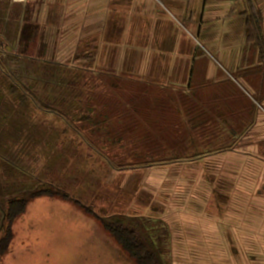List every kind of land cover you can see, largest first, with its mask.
I'll use <instances>...</instances> for the list:
<instances>
[{"label": "trees", "instance_id": "trees-1", "mask_svg": "<svg viewBox=\"0 0 264 264\" xmlns=\"http://www.w3.org/2000/svg\"><path fill=\"white\" fill-rule=\"evenodd\" d=\"M20 6L0 0V264L15 222L43 196L90 214L135 264H173L163 218L104 212L98 197L81 198L82 188L99 191L114 171L170 167L236 150L256 122V105L245 100L249 90L235 83L264 77L261 13L244 19V50L233 79L216 80L187 39L180 46L191 51L190 69L182 75L103 67L96 45H81L71 61L45 59ZM99 173L100 181L91 182L90 174Z\"/></svg>", "mask_w": 264, "mask_h": 264}, {"label": "rangeland", "instance_id": "rangeland-1", "mask_svg": "<svg viewBox=\"0 0 264 264\" xmlns=\"http://www.w3.org/2000/svg\"><path fill=\"white\" fill-rule=\"evenodd\" d=\"M73 1L75 0L20 2L22 5L20 7L23 8L21 21L28 22L31 29L37 30L40 36L37 47L40 46L45 59L67 62L71 61L78 51L77 46L83 39L77 44L79 40L74 39L75 35L71 32L72 21H69L70 16L67 13L73 8L69 6ZM163 11L169 21L176 23V28L185 31L186 38H189L196 47L193 49L196 60L202 57L208 60L206 69L209 70L207 73L210 78L215 74L219 75L214 76L216 80L226 75L233 79L231 75H235V71L232 66L240 62L241 53L239 59L233 52L222 55L218 49L205 45L204 40L197 36L189 25L186 28L185 19L177 18L171 9L163 8ZM168 59L171 60L172 66H182L180 64L188 62L187 57L172 56ZM160 61L166 62L165 59L158 58L148 60V68L156 67L161 64ZM244 79H238L239 85L235 83V86L241 89L240 85L246 87ZM226 90L227 88L222 92L226 94ZM249 92L251 95L246 92L245 100L249 105L250 103L256 105L255 119H259L261 124L256 127L254 125L241 138L240 146L236 150L199 161L173 164L170 167L114 171L106 180L101 178L105 181H102L103 187L99 191L95 186L82 188L81 198L85 201L86 198L98 197L97 206L108 213L123 211L135 215H148L155 219L163 218L173 235L170 245L175 242L179 232L191 230L193 219L198 220L191 217V211L204 210L198 205L204 207L208 197L212 195L215 197L216 192H218L216 200L219 202L243 207L246 205L251 215L257 206L262 205L261 212L264 215V121L260 120L262 115L264 117V100L260 98V93L253 94L250 90ZM99 174H90V181L95 182L97 179L100 181L102 174ZM60 200L62 203L58 201V204L53 205L47 204L50 202L48 199L37 203L33 200L28 214L21 219L17 235L20 237L19 245L26 255L32 252L39 254L38 264H135L129 260L99 221L73 203ZM149 225L153 226L154 223L150 221ZM189 251L192 250L178 249L174 246L173 259L183 261V255L186 256ZM249 251L254 253L252 250ZM250 258H254L253 254Z\"/></svg>", "mask_w": 264, "mask_h": 264}, {"label": "crops", "instance_id": "crops-1", "mask_svg": "<svg viewBox=\"0 0 264 264\" xmlns=\"http://www.w3.org/2000/svg\"><path fill=\"white\" fill-rule=\"evenodd\" d=\"M69 6L73 7L67 11L69 21L73 22L71 32L75 35L74 39L79 40L77 44L83 39L76 46L96 45L99 48L98 61L103 67L112 66L117 71L126 69L135 74L174 72L182 75L190 69L188 62L180 64L182 66H172L171 62L168 66L159 63L154 68H148V60L153 58L167 59L174 56L187 57L188 60L191 54L189 47L180 46L182 40H189L185 31L179 30L176 23L169 21L163 8L171 9L177 18L182 17L189 22L192 31L209 48L218 49L222 55L233 52L237 54V59L244 50L246 15L260 12L264 29V0H75ZM238 63L241 64V60ZM238 63L232 66L234 71L239 67ZM243 81L253 94L261 93V99L264 100V86H252L257 81L264 82L263 76H249ZM260 120L264 121L263 115ZM260 124L257 119L255 127ZM217 194L208 197L204 207L198 205L204 210L191 211V217L198 220L191 221L190 231L176 234L177 239L170 245L172 251L174 246L184 250L190 248L192 251L183 255V261L173 259V264H264L262 205L257 206L251 215L246 205L219 202L216 200ZM43 199L50 200L47 203L50 205L58 204V201L62 203L60 199L47 196L34 201L37 203ZM34 201L29 203L26 214L15 222L14 239L8 253L2 258V264L39 263V254L32 252L26 255L23 252L17 235L21 219L28 214ZM251 254L254 258H250Z\"/></svg>", "mask_w": 264, "mask_h": 264}, {"label": "built area", "instance_id": "built-area-1", "mask_svg": "<svg viewBox=\"0 0 264 264\" xmlns=\"http://www.w3.org/2000/svg\"><path fill=\"white\" fill-rule=\"evenodd\" d=\"M16 1H18V2H22V0H16Z\"/></svg>", "mask_w": 264, "mask_h": 264}]
</instances>
